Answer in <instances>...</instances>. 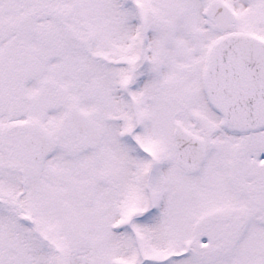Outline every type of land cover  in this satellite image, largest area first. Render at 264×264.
<instances>
[{"label":"snow or ice","instance_id":"1","mask_svg":"<svg viewBox=\"0 0 264 264\" xmlns=\"http://www.w3.org/2000/svg\"><path fill=\"white\" fill-rule=\"evenodd\" d=\"M0 264H264V0H0Z\"/></svg>","mask_w":264,"mask_h":264}]
</instances>
